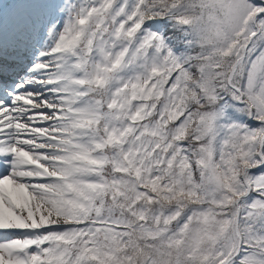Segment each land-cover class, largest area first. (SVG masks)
<instances>
[{"label": "snow or ice", "instance_id": "1", "mask_svg": "<svg viewBox=\"0 0 264 264\" xmlns=\"http://www.w3.org/2000/svg\"><path fill=\"white\" fill-rule=\"evenodd\" d=\"M0 264H264V0H0Z\"/></svg>", "mask_w": 264, "mask_h": 264}]
</instances>
